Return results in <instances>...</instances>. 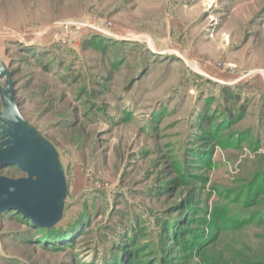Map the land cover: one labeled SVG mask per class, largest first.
<instances>
[{
	"label": "rangeland",
	"instance_id": "1",
	"mask_svg": "<svg viewBox=\"0 0 264 264\" xmlns=\"http://www.w3.org/2000/svg\"><path fill=\"white\" fill-rule=\"evenodd\" d=\"M0 66L66 184L0 264H264V0H0Z\"/></svg>",
	"mask_w": 264,
	"mask_h": 264
},
{
	"label": "water",
	"instance_id": "2",
	"mask_svg": "<svg viewBox=\"0 0 264 264\" xmlns=\"http://www.w3.org/2000/svg\"><path fill=\"white\" fill-rule=\"evenodd\" d=\"M0 75L7 76L9 81L8 72L1 66ZM4 104L6 128L0 122V168L15 166L26 178L0 176V215L15 211L35 227L54 226L62 217L59 201L66 194L64 177L57 164L48 161L40 143L29 139L9 87ZM7 135L12 140L6 139Z\"/></svg>",
	"mask_w": 264,
	"mask_h": 264
},
{
	"label": "trees",
	"instance_id": "3",
	"mask_svg": "<svg viewBox=\"0 0 264 264\" xmlns=\"http://www.w3.org/2000/svg\"><path fill=\"white\" fill-rule=\"evenodd\" d=\"M262 185H264V184H262ZM251 193H252L251 196L255 195V192L254 193L251 192ZM29 223H30V225H32V223L30 221H29ZM32 227L41 229L43 231H51L52 232L53 229H54V227H55V225L54 226H51V227H35V226L32 225ZM176 228H178L179 231H177ZM170 234H171V237L173 239L179 237V245L182 248H187V250L188 249H191L192 247H194V248L197 249L198 247L202 246L203 244H205L207 242V240H205V238L203 237V235H197V236L194 235V236H192L193 241H191V242L188 241V240H184L183 237H185V236L182 235L183 234V231L180 229V226L179 225L177 227H175L170 232ZM53 236H55V238H60V237H67V234H65L64 236L59 235V234H57V235L52 234L51 237H53Z\"/></svg>",
	"mask_w": 264,
	"mask_h": 264
}]
</instances>
